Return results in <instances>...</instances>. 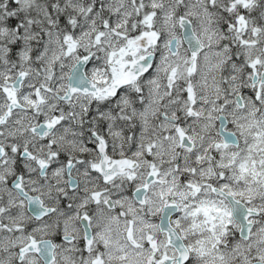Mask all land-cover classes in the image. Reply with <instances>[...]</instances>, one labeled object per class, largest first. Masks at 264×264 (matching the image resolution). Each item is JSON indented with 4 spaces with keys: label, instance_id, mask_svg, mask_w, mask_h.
<instances>
[{
    "label": "snow or ice",
    "instance_id": "snow-or-ice-1",
    "mask_svg": "<svg viewBox=\"0 0 264 264\" xmlns=\"http://www.w3.org/2000/svg\"><path fill=\"white\" fill-rule=\"evenodd\" d=\"M0 264H264V0H0Z\"/></svg>",
    "mask_w": 264,
    "mask_h": 264
}]
</instances>
